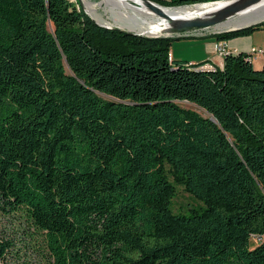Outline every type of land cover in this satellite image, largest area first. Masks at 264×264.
<instances>
[{
	"label": "trees",
	"instance_id": "trees-1",
	"mask_svg": "<svg viewBox=\"0 0 264 264\" xmlns=\"http://www.w3.org/2000/svg\"><path fill=\"white\" fill-rule=\"evenodd\" d=\"M169 39L0 0V264H264V67Z\"/></svg>",
	"mask_w": 264,
	"mask_h": 264
},
{
	"label": "bare ground",
	"instance_id": "bare-ground-1",
	"mask_svg": "<svg viewBox=\"0 0 264 264\" xmlns=\"http://www.w3.org/2000/svg\"><path fill=\"white\" fill-rule=\"evenodd\" d=\"M89 0H83L85 10H91L95 5L103 3L107 8L118 10L122 13L123 21L117 23V27L123 28L136 33L155 36L160 35L162 30L167 26L160 14L145 7L140 0H100L95 3ZM221 2L209 3L203 5L179 7V8H159L163 14L171 15L176 19L192 18L194 16L203 15L213 9L214 5ZM95 13V12H94ZM129 16V17H128ZM94 19L98 21L99 17L94 14ZM128 17V18H127ZM264 19V0L249 7L248 9L229 18L221 23L218 28L224 27H240L250 23L258 22Z\"/></svg>",
	"mask_w": 264,
	"mask_h": 264
},
{
	"label": "water",
	"instance_id": "water-1",
	"mask_svg": "<svg viewBox=\"0 0 264 264\" xmlns=\"http://www.w3.org/2000/svg\"><path fill=\"white\" fill-rule=\"evenodd\" d=\"M140 1L148 9L160 14L162 19L166 21V24H167V26L162 30L160 35L149 36V35L135 33L137 35L144 36V37H171L173 35L176 36V35L183 34V33L185 34V33L197 32V31H211L214 34V33H219L223 31L243 28V27L264 21V20H261L258 22L244 25V26L225 29V30L215 29L217 25L227 21L229 18L257 4L261 0H217V1L197 2V3L177 5V6H161L152 0H140ZM216 2H221V3L219 5H214L213 9L207 12L206 14L198 15V16H194L192 18H186V19H176L169 14L168 15L163 14L159 9L161 7L162 8H179V7L203 5V4L216 3ZM92 21L94 22V24L101 26L97 24L93 19Z\"/></svg>",
	"mask_w": 264,
	"mask_h": 264
},
{
	"label": "rangeland",
	"instance_id": "rangeland-1",
	"mask_svg": "<svg viewBox=\"0 0 264 264\" xmlns=\"http://www.w3.org/2000/svg\"><path fill=\"white\" fill-rule=\"evenodd\" d=\"M71 1H75V0H71ZM77 1H78L80 8L83 10V12L89 18L91 17L97 24L101 25V27L108 28V29L109 28H116L117 23L119 21H123L122 13H120L118 10L116 11V10H112V9L107 8L105 5H103V3H101L99 5H95V7L91 10H85L86 7L83 4V0H77ZM89 1L99 3L100 0H89ZM95 3H93V4H95ZM155 3H157V2H155ZM158 5H161V4H158ZM161 6H163V5H161ZM94 14L97 16V18L99 17L98 21L96 19H94V17H92V16H94ZM219 25H221V24H219ZM219 25H217L215 29L225 30V29L232 28V27L218 28ZM118 28H116V29H118ZM121 29H123V28H120V30ZM123 30L130 32V33H133V34L136 33L134 31H129L126 29H123ZM258 33L264 34V32H258ZM138 34H140V33H138ZM203 41H204V39L186 36V34H184V33L176 35V36L173 35L170 37L169 42H168L169 43L168 44L169 56L171 58L172 57L171 55H173L174 58H176V59L187 60V61H191V62H198V60H202L199 57V55H201L199 49H200ZM188 207L199 208L200 204L196 200H194L191 196H189L186 192H184L181 189V187L176 186V194H175V196L171 202L172 211L174 213H177V212H183L184 213V212H186ZM5 227H9V226L7 225ZM18 246L22 247L20 244ZM22 249L23 248H21V250ZM26 253L30 255V252L28 250H26ZM28 259H30L31 263H34L35 257L33 254H31L28 257Z\"/></svg>",
	"mask_w": 264,
	"mask_h": 264
},
{
	"label": "crops",
	"instance_id": "crops-1",
	"mask_svg": "<svg viewBox=\"0 0 264 264\" xmlns=\"http://www.w3.org/2000/svg\"><path fill=\"white\" fill-rule=\"evenodd\" d=\"M258 32H264V28L253 30L247 35L237 36L227 40H216L213 32L203 31L201 36H190L204 39L199 49L201 54L199 57L202 60H198V62H191L187 60L176 59L173 55H171V59L173 61H185L188 63L205 62L207 65H212L213 67H221L223 56H219L216 53L215 48L219 43L223 47L225 53L245 54L248 56L254 68H261L264 67V34H260ZM252 48L255 50H260V52L249 53L250 49Z\"/></svg>",
	"mask_w": 264,
	"mask_h": 264
},
{
	"label": "built area",
	"instance_id": "built-area-1",
	"mask_svg": "<svg viewBox=\"0 0 264 264\" xmlns=\"http://www.w3.org/2000/svg\"><path fill=\"white\" fill-rule=\"evenodd\" d=\"M203 31H197V32H191V33H185L186 36H201L203 33ZM216 53L219 55V56H224L225 54V51L223 49V47L218 43L216 45ZM254 52H260V50H255L254 48L250 49L249 53H254ZM170 58V56H169Z\"/></svg>",
	"mask_w": 264,
	"mask_h": 264
}]
</instances>
